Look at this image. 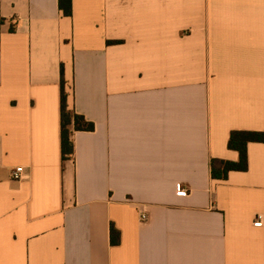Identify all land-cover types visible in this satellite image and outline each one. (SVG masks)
<instances>
[{
  "label": "crops",
  "instance_id": "crops-1",
  "mask_svg": "<svg viewBox=\"0 0 264 264\" xmlns=\"http://www.w3.org/2000/svg\"><path fill=\"white\" fill-rule=\"evenodd\" d=\"M71 3L0 0V264H264V0Z\"/></svg>",
  "mask_w": 264,
  "mask_h": 264
},
{
  "label": "trees",
  "instance_id": "trees-1",
  "mask_svg": "<svg viewBox=\"0 0 264 264\" xmlns=\"http://www.w3.org/2000/svg\"><path fill=\"white\" fill-rule=\"evenodd\" d=\"M58 7L65 16L72 13L71 0H58ZM68 93L65 89L63 68L60 70V148L61 158L66 160L74 155V145L71 134L74 130H92L94 125L83 115L68 107ZM249 142H264V131L233 130L229 134L228 147L238 151L237 161L212 158L210 174L213 179L224 180L232 170L244 171L248 167L247 145ZM120 233L113 223L110 225V242L119 243Z\"/></svg>",
  "mask_w": 264,
  "mask_h": 264
},
{
  "label": "built area",
  "instance_id": "built-area-1",
  "mask_svg": "<svg viewBox=\"0 0 264 264\" xmlns=\"http://www.w3.org/2000/svg\"><path fill=\"white\" fill-rule=\"evenodd\" d=\"M22 170H23L22 167H17L14 170L13 174H12L13 178L14 179H17V180L20 179L21 178V174L20 173L22 172ZM187 193H188V191H187V189L185 187H181L179 189V194L180 195H186ZM142 217H144V216H142ZM262 219H263L262 214H257L255 216V223H258L259 224L262 221Z\"/></svg>",
  "mask_w": 264,
  "mask_h": 264
}]
</instances>
